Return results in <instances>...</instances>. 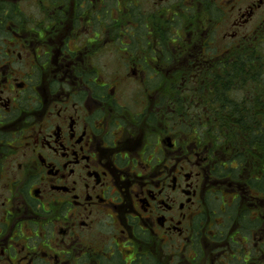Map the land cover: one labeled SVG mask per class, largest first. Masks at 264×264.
Listing matches in <instances>:
<instances>
[{"label": "flooded vegetation", "instance_id": "af4514ba", "mask_svg": "<svg viewBox=\"0 0 264 264\" xmlns=\"http://www.w3.org/2000/svg\"><path fill=\"white\" fill-rule=\"evenodd\" d=\"M251 129L264 0H0V264H264Z\"/></svg>", "mask_w": 264, "mask_h": 264}, {"label": "trees", "instance_id": "16d2710c", "mask_svg": "<svg viewBox=\"0 0 264 264\" xmlns=\"http://www.w3.org/2000/svg\"><path fill=\"white\" fill-rule=\"evenodd\" d=\"M190 116H188L189 118ZM192 117V116H191ZM228 115H222L220 118V122H224L227 123L228 121ZM241 119H243L244 116H240ZM258 122L259 121V116L257 115H249V122ZM192 123H194V120H191ZM252 128V127H251ZM245 133H249V137L251 138V146L249 148L250 153L253 155L254 154V149H256L255 151H257L258 153L261 152V154H264V151H260L259 149H263L264 150V130H245L242 131V133L240 134V139L244 140ZM255 145V146H254ZM263 146V147H262ZM259 148V149H258ZM246 155H248V152H241L240 153V157H241V161L238 163V169L240 170H254V171H259V170H264V159L263 161H257V160H251L249 159ZM249 185L254 187H259L261 188L262 191H264V178L260 177V178H253L251 180H249Z\"/></svg>", "mask_w": 264, "mask_h": 264}, {"label": "rangeland", "instance_id": "374dc122", "mask_svg": "<svg viewBox=\"0 0 264 264\" xmlns=\"http://www.w3.org/2000/svg\"><path fill=\"white\" fill-rule=\"evenodd\" d=\"M146 1H148V0H146ZM30 5L31 4L26 5L25 10H26L27 14H29V15L31 14L33 16H36V14H40L41 13V11H39L40 9L38 8L37 5H35V6L34 5L30 6ZM146 5H147L148 8H150L148 3ZM154 8H155V6H152L150 9H154ZM118 69H119V67H118ZM114 71H116V69L112 70L111 67H108V73H111V72L113 73Z\"/></svg>", "mask_w": 264, "mask_h": 264}]
</instances>
